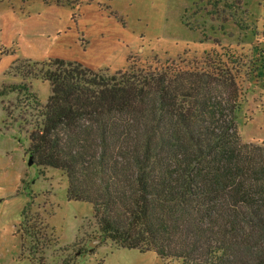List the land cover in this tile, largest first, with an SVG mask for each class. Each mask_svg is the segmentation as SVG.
I'll return each instance as SVG.
<instances>
[{
    "label": "trees",
    "instance_id": "16d2710c",
    "mask_svg": "<svg viewBox=\"0 0 264 264\" xmlns=\"http://www.w3.org/2000/svg\"><path fill=\"white\" fill-rule=\"evenodd\" d=\"M200 1L216 14L222 2L234 7ZM187 16L184 24L200 30ZM259 36L214 40L202 54L132 62L115 74L61 58L21 62L13 67L21 82L4 85L0 97L34 104L28 152L38 167L67 177L70 200L92 205L96 245L111 241L182 264H264V144L244 142L240 131L251 86L264 88ZM33 79L51 85L44 106ZM25 215L37 246L40 231ZM96 245L75 241L58 264Z\"/></svg>",
    "mask_w": 264,
    "mask_h": 264
},
{
    "label": "rangeland",
    "instance_id": "374dc122",
    "mask_svg": "<svg viewBox=\"0 0 264 264\" xmlns=\"http://www.w3.org/2000/svg\"><path fill=\"white\" fill-rule=\"evenodd\" d=\"M212 6L200 0H0V89L21 82L14 66L61 58L115 74L156 60L202 54L214 40L248 44L264 33V0H226ZM198 2V4H194ZM187 14L193 30L183 22ZM44 106L51 85L31 80ZM34 105V104H33ZM31 101L15 93L0 97V264H58L79 241L93 249L99 239L93 207L68 198V179L55 168L30 163L29 132L38 115ZM244 142L264 144V88L251 86L241 112ZM36 225L41 242L26 237ZM48 240H46V239ZM44 241V243H43ZM73 264H182L154 251L100 242Z\"/></svg>",
    "mask_w": 264,
    "mask_h": 264
},
{
    "label": "water",
    "instance_id": "95a60500",
    "mask_svg": "<svg viewBox=\"0 0 264 264\" xmlns=\"http://www.w3.org/2000/svg\"><path fill=\"white\" fill-rule=\"evenodd\" d=\"M30 163L33 164V159H32V156H31V159H30ZM96 244L93 243V246H95Z\"/></svg>",
    "mask_w": 264,
    "mask_h": 264
}]
</instances>
